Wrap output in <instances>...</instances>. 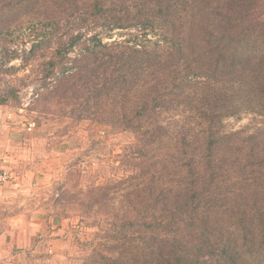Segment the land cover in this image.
I'll return each instance as SVG.
<instances>
[{
    "label": "trees",
    "instance_id": "1",
    "mask_svg": "<svg viewBox=\"0 0 264 264\" xmlns=\"http://www.w3.org/2000/svg\"><path fill=\"white\" fill-rule=\"evenodd\" d=\"M119 30L137 34L102 41ZM15 56L62 135L133 138L122 179L51 198L97 228L82 264H264V0H0V73ZM15 81L0 77L1 107ZM243 113L257 123L225 129Z\"/></svg>",
    "mask_w": 264,
    "mask_h": 264
},
{
    "label": "rangeland",
    "instance_id": "2",
    "mask_svg": "<svg viewBox=\"0 0 264 264\" xmlns=\"http://www.w3.org/2000/svg\"><path fill=\"white\" fill-rule=\"evenodd\" d=\"M27 32L19 34L11 51L19 54L27 51L32 40L27 38ZM136 34L134 30H119L101 36L104 43H110ZM73 49L68 58L75 56L78 47ZM22 65V59L15 56L2 69L16 68V73H0L5 83L16 80L14 84H18V100L2 107L9 114L6 127L14 134L15 142H23L26 149L18 164L0 172L12 177L7 182L9 188L0 198V232L12 216L20 213L29 220L35 214L42 221V237H36L31 243L36 249L25 247L10 251L0 264H82L91 250L97 228L85 226L70 204L63 211L53 207L51 198L59 193L57 187L61 183L67 182L70 188H75L122 179L124 173L118 154L133 138L129 133H114L108 127L86 122L62 135L60 130L67 120L32 112V104L42 89L30 79L19 86L17 80L30 73V66L21 68ZM255 123L257 120L252 114L243 113L238 118L226 119L223 124L226 130L236 131L250 129ZM19 136L25 139L20 140ZM85 221L87 224L88 220Z\"/></svg>",
    "mask_w": 264,
    "mask_h": 264
},
{
    "label": "crops",
    "instance_id": "3",
    "mask_svg": "<svg viewBox=\"0 0 264 264\" xmlns=\"http://www.w3.org/2000/svg\"><path fill=\"white\" fill-rule=\"evenodd\" d=\"M8 118L9 114L0 106V172L18 164L26 151L23 142L16 143L14 134L6 127ZM19 137H21L20 140L25 139V136ZM8 188L7 183L0 186V198L4 196ZM39 217L34 214L28 220L18 213L8 219V226L0 232V260L9 255L10 251H21L25 247L32 249L35 246L31 243H34L36 237H40L42 233V221Z\"/></svg>",
    "mask_w": 264,
    "mask_h": 264
},
{
    "label": "built area",
    "instance_id": "4",
    "mask_svg": "<svg viewBox=\"0 0 264 264\" xmlns=\"http://www.w3.org/2000/svg\"><path fill=\"white\" fill-rule=\"evenodd\" d=\"M28 130H31V129H28ZM10 179H12V177L9 176L7 173L5 172L0 173V186H3L7 182H9Z\"/></svg>",
    "mask_w": 264,
    "mask_h": 264
}]
</instances>
